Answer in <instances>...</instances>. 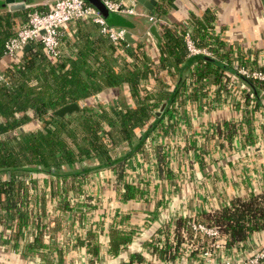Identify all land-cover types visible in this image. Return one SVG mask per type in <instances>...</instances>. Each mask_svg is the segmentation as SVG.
<instances>
[{
  "label": "crops",
  "instance_id": "crops-1",
  "mask_svg": "<svg viewBox=\"0 0 264 264\" xmlns=\"http://www.w3.org/2000/svg\"><path fill=\"white\" fill-rule=\"evenodd\" d=\"M22 1L24 8L28 2ZM117 1L137 13L115 12L111 26L128 31L131 40L126 41L130 44L143 40L149 59L154 61L150 67H157L158 40L148 28L154 24L159 35V23L148 18L150 10L137 0ZM149 1L153 6L156 0ZM4 9L9 10L0 7ZM160 16L168 26L187 24L199 41L204 34L213 49L210 57L226 66L224 75L236 71L235 64L264 68V0H171ZM93 23L84 18L62 24L60 48L73 50L75 33L86 28L90 35L98 33V26L90 27ZM157 69L166 81L161 89H170L176 74L170 78L165 69ZM183 75L188 77L186 72ZM143 82L151 91L158 88L150 76ZM226 82L221 100L196 91V97L174 104L168 118L173 120L171 129L153 132L143 149L126 159L122 177L127 189L113 168L83 175L80 188L67 191L72 195L67 208L51 200L54 191L49 187L20 189L19 201H23L19 208L27 206L26 198L28 204L33 202V210L37 209L47 230L41 237L42 246L32 250L28 242L33 239L34 225L28 220L23 231L13 237L18 217L1 214L0 264H199L195 261L198 253L193 256L182 251L169 259L154 257L146 242L159 227L171 232L177 216L199 221L203 211H213L232 196L246 197L264 187V93L259 94L260 104L251 108L239 96L243 82L238 77ZM206 84L209 89L214 86L210 80ZM126 87H106L96 95L102 99L118 95L129 103ZM156 143L165 151L167 169L156 161ZM28 176L49 177L32 172ZM39 197L44 201L39 202ZM263 238L261 228L236 247L224 249L231 256L244 258ZM222 243L217 249L223 248Z\"/></svg>",
  "mask_w": 264,
  "mask_h": 264
},
{
  "label": "trees",
  "instance_id": "trees-1",
  "mask_svg": "<svg viewBox=\"0 0 264 264\" xmlns=\"http://www.w3.org/2000/svg\"><path fill=\"white\" fill-rule=\"evenodd\" d=\"M170 1L156 0L150 14L162 20L160 15ZM27 2L24 8L0 10V215L18 217L13 237L23 231L28 220L34 225L33 239L28 242L32 250L42 246L41 237L47 226L37 209L33 210V202L28 204L29 199L24 200L27 206L19 208L18 203L23 201H19L20 189L49 187L54 191L51 200L67 208L72 200L67 191L80 188L83 175L99 168L115 169L117 180L127 189L129 185L122 177L126 159L141 151L145 139L153 132L166 133L171 129L173 120H168L172 117L169 113L181 99L194 98L197 91L221 100L220 94L227 91L226 81L238 77L243 82L238 89L242 101L251 104V108L260 104L264 81L234 70L224 75L222 70L226 66L210 55H187L182 36L185 31L195 45L213 52L209 39L203 34L199 41L187 24L168 26L157 22L160 35L156 42L157 67H150L154 61L149 59L143 40L130 44L123 37L112 41L100 31L97 22L90 27L98 26V33L90 35L86 27L84 32L75 33L71 51L61 49L59 43L58 55L49 56L40 41L32 39L14 56L7 55L4 41L26 21L29 12L46 11L51 3ZM158 67L165 69L170 78L176 74L170 89H161L166 81L158 75ZM149 76L157 81L156 91L143 82ZM209 80L214 85L210 89L206 84ZM124 84L130 95L129 103L118 95L104 99L96 95L106 87L121 88ZM69 102H76L78 108L62 115L54 112ZM161 103L164 106L156 113ZM154 154L160 167L167 169L161 143L154 145ZM29 172L49 177H37L43 180L37 181L28 176ZM38 201L44 199L39 197ZM198 220L217 228L223 248L236 247L252 231L264 228V187L246 197L232 196L213 211L200 213ZM189 221V216H177L171 232L157 228L156 235L146 242L147 250L161 259L172 258L182 251L197 255L200 236L191 231Z\"/></svg>",
  "mask_w": 264,
  "mask_h": 264
},
{
  "label": "built area",
  "instance_id": "built-area-1",
  "mask_svg": "<svg viewBox=\"0 0 264 264\" xmlns=\"http://www.w3.org/2000/svg\"><path fill=\"white\" fill-rule=\"evenodd\" d=\"M101 1L111 11L137 13L132 7L124 6L117 0ZM84 18H90L97 22L100 25V31L105 33L110 40L119 41L123 38L125 31L123 27L107 25L95 9L84 0H53L48 10H34L28 13L26 21L17 26L14 34L4 41V53L14 56L29 40L38 39L47 55L57 56L60 43L59 27L64 23ZM148 18L162 22L152 15H149ZM182 36L187 55H211L209 48L195 45L187 31ZM234 68L238 74L264 81V68H249L236 64ZM188 225L193 233H198L200 236L197 260H195L199 264H264V238L249 255L241 258L235 255L231 256L224 248H222L223 250L215 248L223 241L222 236L219 239V232L215 226L205 225L194 220H190ZM216 237L218 238L216 239ZM208 238L211 239L210 243H208Z\"/></svg>",
  "mask_w": 264,
  "mask_h": 264
},
{
  "label": "water",
  "instance_id": "water-1",
  "mask_svg": "<svg viewBox=\"0 0 264 264\" xmlns=\"http://www.w3.org/2000/svg\"><path fill=\"white\" fill-rule=\"evenodd\" d=\"M84 1L90 4L95 9L96 13L104 19L107 25H112L111 24L112 19L115 14L114 11H111L110 9H108L101 0H84ZM137 1L140 2L146 9L150 10L152 8V4L149 0H137ZM23 6H24V2L22 0L20 1L3 0V3L0 5V7L2 8L7 7L9 10L19 9V8H22ZM148 29H149V32L157 40L160 39L159 35L157 34L155 30L154 24H151ZM123 37L129 41L131 40V37H129V32L126 30L124 31ZM163 106H164V103H161L156 113H159V111L162 109ZM77 108H78V105L76 102H69V103L61 105L60 107L55 109L54 112L56 114L62 115L65 112H70L72 110H76Z\"/></svg>",
  "mask_w": 264,
  "mask_h": 264
},
{
  "label": "rangeland",
  "instance_id": "rangeland-1",
  "mask_svg": "<svg viewBox=\"0 0 264 264\" xmlns=\"http://www.w3.org/2000/svg\"><path fill=\"white\" fill-rule=\"evenodd\" d=\"M38 1H44L45 3L47 2L48 4L52 1V0H38ZM51 4V3H50ZM49 4V5H50ZM195 221V220H194ZM220 236H221V234L219 233V235H218V237H219V239H220ZM218 237H216V239L218 238ZM200 242V240H198V243ZM211 242V239H209L208 238V243H210ZM215 248H218V246L217 247H215ZM216 250V249H215Z\"/></svg>",
  "mask_w": 264,
  "mask_h": 264
}]
</instances>
